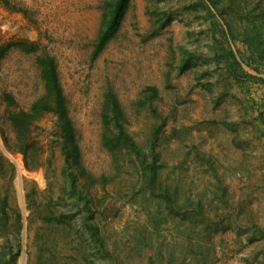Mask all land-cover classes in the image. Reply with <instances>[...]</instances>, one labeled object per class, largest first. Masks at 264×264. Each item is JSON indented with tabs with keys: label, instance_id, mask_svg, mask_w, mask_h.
Instances as JSON below:
<instances>
[{
	"label": "rangeland",
	"instance_id": "1",
	"mask_svg": "<svg viewBox=\"0 0 264 264\" xmlns=\"http://www.w3.org/2000/svg\"><path fill=\"white\" fill-rule=\"evenodd\" d=\"M106 1L0 0V263L264 264V0H128L94 57ZM43 56L76 130V190L55 115L20 131L9 117L43 95ZM110 95L137 143L164 122L153 196L138 160L102 144Z\"/></svg>",
	"mask_w": 264,
	"mask_h": 264
},
{
	"label": "trees",
	"instance_id": "2",
	"mask_svg": "<svg viewBox=\"0 0 264 264\" xmlns=\"http://www.w3.org/2000/svg\"><path fill=\"white\" fill-rule=\"evenodd\" d=\"M128 0H107L105 3V12L101 23V28L97 37L96 46L93 56H97L106 44L117 32ZM232 33L231 29L228 28ZM230 33V34H231ZM230 54L232 65L239 66L233 53ZM40 67V77L43 82L44 93L32 105L31 111H20L11 114L10 121L17 130H23L24 123L29 120H38L41 112H49L55 115L57 119V136L60 142L61 150L64 154L65 167L64 174L71 187L76 190L77 173H83L80 167V149L77 142L76 130L70 117L65 95L59 81L57 65L51 56H43L37 59ZM148 91L151 96L157 95L155 87H149ZM102 144L112 154L115 153L116 147H122L129 155L132 154L139 162L141 172V191L144 196L149 194L155 195L157 191L162 190L159 172V153L156 150L159 133L163 129L164 122L152 127L149 135L143 144L137 143L127 132L122 112L117 98L110 95L104 103ZM91 178V177H89ZM163 194H159L166 200H170L168 189ZM91 232H95L89 227ZM3 256H0L2 260ZM15 255H12L7 264H15ZM1 264V263H0Z\"/></svg>",
	"mask_w": 264,
	"mask_h": 264
}]
</instances>
